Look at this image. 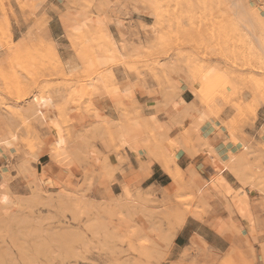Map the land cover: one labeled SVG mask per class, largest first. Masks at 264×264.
I'll list each match as a JSON object with an SVG mask.
<instances>
[{
  "label": "rangeland",
  "instance_id": "obj_1",
  "mask_svg": "<svg viewBox=\"0 0 264 264\" xmlns=\"http://www.w3.org/2000/svg\"><path fill=\"white\" fill-rule=\"evenodd\" d=\"M79 1L87 8L92 6L88 0ZM147 1L157 28L150 32L151 42L129 52L120 42L129 59L117 65L118 61L102 55L106 47L100 53L106 36L97 26L89 37L78 35L75 52L84 68L68 75L53 44L33 34L22 40L14 37L5 6L9 0H0V177L3 174L8 179L6 188L16 185L21 193L0 206V264H264V240L258 241L264 225L249 228L246 237L236 219L229 222L238 225L219 227L227 240L222 252H211L197 236L180 255L174 254L175 237L188 218L215 229L207 222L212 208L199 197L207 181L200 180L193 169L182 171L177 164L178 149H186L187 143L194 145L191 138L197 132L183 129L184 147L174 140L163 145L148 132L142 148L161 163L169 177L165 184L170 185L163 189L142 183L150 177L152 162H142L138 156V163L132 165L123 150L130 146L138 152V140L145 137L143 120L138 115L131 120L126 105H118L126 122L115 133L119 143L121 136L126 140V146H108L117 155L114 160L99 152L96 143L113 142L115 135L108 125L99 124L103 119L90 104L85 88L87 80L106 74L104 89L113 90L110 68L116 66L139 78L150 75L165 94L181 92V85L173 81L181 77L196 101L213 116L221 113L222 105L231 109L234 117L225 127L232 134L254 125L259 113L264 116V20L254 14L261 8L259 0H249L253 10L242 0L244 10L238 13L232 5L238 0ZM244 13L252 17L254 26ZM93 61L99 67L94 68ZM176 102L184 105L183 99L169 102L171 118L179 110ZM191 118L203 124L210 115L201 110ZM151 126L157 132L155 124ZM161 128L169 130L166 123ZM199 139L206 141L201 135ZM31 150H38L40 158L47 154L57 166L51 197L35 189L39 180L46 184L52 180L46 173L52 166L47 160L41 165L29 162ZM63 150L69 154L70 166L55 158V151ZM228 158L234 160L230 171L243 186L264 191V146L243 143L241 156L230 153ZM127 168H131L130 177L121 182L117 191L121 193L115 196L113 182L118 184L116 176L125 175ZM101 182L118 202L89 208L84 198ZM124 188L132 195L130 202ZM230 216L234 215L230 212Z\"/></svg>",
  "mask_w": 264,
  "mask_h": 264
},
{
  "label": "crops",
  "instance_id": "obj_2",
  "mask_svg": "<svg viewBox=\"0 0 264 264\" xmlns=\"http://www.w3.org/2000/svg\"><path fill=\"white\" fill-rule=\"evenodd\" d=\"M88 1L92 2L90 8L83 6V2L79 0H9L5 6L8 10V18L14 37H17L18 40H22L27 35L33 34L36 39H42L46 43L53 44L68 75H73L70 74L68 71L69 69H67V61L71 56H73L75 60L78 58L80 61L79 69L76 73L84 68V62L75 52L74 44H77L76 39L79 38V36L75 35L72 29L77 26L76 23L79 25L81 22H87V26L89 24V29L83 32L88 37L90 34L97 32V26L104 31H106L108 27V31L112 33L118 41L124 43L127 52L137 49L141 44H148L151 42L152 37L150 32H153V30L155 31V18L150 15L151 10L147 6V0ZM75 2L78 3L75 4ZM108 3L112 5L109 6ZM22 5L24 8H22ZM83 11L88 15H85V13L83 14ZM101 16L102 18L104 16L103 21L99 18ZM84 18L86 20H84ZM88 19H91L90 23ZM97 19L103 23L106 21L108 22V24H105V29L104 26H102L103 24H95V21L96 23L98 21ZM127 59L125 61H127ZM110 73V76H113L115 81V87L110 91L105 90L104 82L103 89L98 96L99 100L91 104L93 106L95 105V109L97 108L96 113L103 119L99 124L108 125L111 131H113L115 139L113 142L110 139H106L104 142L99 141L96 145L103 156H109L110 160L116 158V153L113 150L108 151L107 149L108 146H120L115 133L116 129L120 130V125L124 124L126 121L124 119V112L119 109L118 105H126L129 109V117H131V120H135L137 115L143 120L144 127L142 132L145 133V137L138 140L140 144L138 152L132 150L130 146L123 148V150L132 165L138 163V156L141 157L142 162H152L150 177L147 181L142 182H148V187L163 189L170 185L165 184L166 181L169 182V177L164 173L162 165H160L161 163H157L154 158H149L147 150L142 148L144 146L143 142L147 140L148 132H152L153 135H156L157 139L161 141L163 145L167 144L166 141L174 140L181 147L185 146L182 138L183 129H190L197 132V135L195 134L191 138V140L195 142L194 145L187 143L186 149H178L176 154L177 164L182 171H190L193 169L201 179L207 182L217 173L212 163L213 159H221L228 162L230 161L228 158L230 153L235 157L241 156L243 143L254 148L264 146V116L261 113H259V118L254 125L244 127L241 133L232 134V129L225 127V125H230L233 120L234 114L231 109L225 108L222 105L221 113L217 116H213L206 107L201 106L199 102L196 101L189 85L184 83L181 77L179 79L176 77L173 79L174 82H178L181 85V92L172 95L170 91L166 94L162 93L153 77L148 74H145L144 78H139L137 73L123 66H116L113 70L110 68ZM103 76L105 78L109 75L104 74ZM125 87H130L131 92L132 90L135 91H133V93H135L133 94V98H131L132 94L130 96L123 94V88ZM176 99H183L184 105L178 106L177 101L176 104L179 110L176 111V114L169 120L164 116L163 109L166 107V111L168 109L167 104ZM161 107H163V112H160ZM158 108H160V110ZM156 110H159L158 112L160 113L156 112ZM201 110L206 111L210 115V119L206 120L203 124H198L197 118L192 120L191 114L200 115ZM157 118L168 124V131H162L160 124H155L157 132L154 130L151 124L156 123ZM125 128L127 130L131 128V126H125ZM196 129H198V131ZM200 135L203 136L206 141L200 140ZM78 145H81V143H78ZM44 160H47V165L52 166L51 172H46L47 176L53 181L56 180L57 175L55 174L58 173L56 170L57 166L50 161V157L47 154H44L40 158L38 164L41 165ZM232 164L233 163L229 162L230 167H232ZM135 167L140 172V166L136 164L134 168ZM130 172L131 168H127L125 170V175L116 176V178L119 179L118 184L113 182V186L111 187L115 196L120 195L121 192L117 191L122 187L121 182L130 177L128 175ZM227 179L233 188L245 187L253 203L254 212L256 216L258 215L259 223L263 225L264 217L260 216V213L264 212V209L260 206L261 195L258 194L259 192L255 189H249V186H243L231 171H229ZM226 199L225 197L219 196L209 203L211 207H209L208 204V207L212 208V210L209 213L210 216L207 222L215 227V229L210 228L204 221L201 222L193 218H188L186 220V223L177 232L174 240L175 255H180L183 250L190 246L194 237L197 236L202 238L211 252L217 254L225 249L224 244H226L227 240L219 233V227L228 224L233 225L235 223L229 222V220L236 219L235 216H230L228 200L226 201ZM224 205L228 206V209ZM223 210H225L224 213ZM262 221L263 223H261ZM239 225L245 231L244 236L248 237L249 228L243 222ZM261 240H264V235L258 238V241ZM231 241L234 240L232 239Z\"/></svg>",
  "mask_w": 264,
  "mask_h": 264
},
{
  "label": "bare ground",
  "instance_id": "obj_3",
  "mask_svg": "<svg viewBox=\"0 0 264 264\" xmlns=\"http://www.w3.org/2000/svg\"><path fill=\"white\" fill-rule=\"evenodd\" d=\"M244 2L246 3L245 5H247V7H249L251 10H253L254 6L251 5L249 0H244ZM259 2H261L260 3L261 4L260 5L261 8H260V10H257V11L254 9L255 10L254 14L259 17L258 18L259 20H264V0H259ZM242 3H243L242 0H238L237 3H233L232 4L233 5V9L236 11V13L239 12L238 10H244ZM84 13H85V11H83V14ZM236 13H234V14H236ZM86 14L87 13H85V15ZM244 15L246 17L245 20L248 23H250L251 26H254V21H253L252 17L249 14H247V13H244ZM91 17H92V15H91ZM99 18H101L102 21H103L104 16H103V18H102V16L99 17ZM84 20H86V19L84 18ZM90 20L91 19H88L89 23H90ZM95 20H96V17H95ZM72 22H70V23H72ZM95 24L96 25L97 24L98 25L103 24L102 26H104V29H105V24H108V22L106 21L105 23H103L100 20H98L97 23L95 21ZM76 25L77 26H75L73 29L72 28L71 29L73 30L72 32H74V34L77 35V36L78 35H80V36L84 35L83 32H85V30L89 29V27H88L89 24L87 26V22L86 23L81 22V24H79V25L76 23ZM106 27H107V25H106ZM155 29H157V28L155 27ZM104 32H105L106 40H105V45L100 50V53L106 47V51L104 50L105 54H102V55L104 57H106L107 60H111L112 62L118 61L119 64H117V65H120L121 63H123L127 59V55L125 54V52L123 50V47L121 46L120 41H118L116 39V37L112 33H110L108 31V27L106 28V31H104ZM153 32L155 33L154 30H153ZM249 33L251 35L255 36V34L252 33L250 30H249ZM67 64H68V68L67 69H69L68 71L70 72V74H75L77 72V70L79 69L80 61H79L78 58H77V60H75L74 57L71 56L70 59L67 61ZM92 65H93L94 68L99 67V65L95 61L92 62ZM104 79H105L104 76L99 74V75H96L95 77L87 80L85 90H86V93L89 95V101L92 104H94L97 100H99L98 96L100 95L101 90L103 89L104 82H105ZM133 91L134 90H132V92H131L130 87L123 88V94H127L129 96L132 94L131 98H133V94H135V93H133ZM119 94H120V92H119ZM121 95H122V93H121ZM165 108L163 109V107H161V110H160V108H158V109L160 110V112H163V110H164V112H163L164 116L167 117L170 120L171 115H170L168 109L165 111ZM158 111L156 110V112H158ZM160 112H158V113H160ZM102 115H104V114H102ZM97 116L101 117L98 114H97ZM141 116H143V115H141ZM164 123H165L164 121H161L159 118H157L156 123H154V124H160V126H162ZM0 142H1V138H0ZM120 144H121L120 146H122V147L126 146V140L122 136L120 137ZM248 150H249L248 147H244V151L247 152ZM64 151L65 150H63V151H55V156H56L55 158H56V160H57V162L59 164H62V165L67 167V166L71 165V162H70V160H68L69 159V156H68L69 154L67 155V153H66L67 151L66 152H64ZM27 155H28L29 162H34V163H38L39 162L40 153H39L38 150H31L30 152L27 153ZM229 162L233 163L234 160H230V161L227 162V161H224V160H221V159H219V160L213 159L212 163H213L215 169L217 170V173L211 178L210 181L206 182L205 184H203L200 187V189H199V197L201 199V202L204 205L208 206V204L210 202H212L213 200H215L219 196L220 197L221 196L225 197V198H227L226 201L228 200V206H229L230 212L236 217V220L239 223L243 222L250 229H253L255 227H260V226L262 227L264 224L260 225V223H259L258 215L256 216V213L254 212L255 209H253L254 206H253V203L251 202V199L249 197L248 191L245 189V187L233 188L231 183L227 179V177L229 175V171L231 169V167L229 165ZM74 171H76V169H74ZM235 172H236V170H235ZM34 175L37 176V172H35ZM233 175H235V173ZM200 180H202V179H200ZM48 181H49V183L46 184L45 180H39V183L38 182L36 183L35 191L38 194H47V195H49L51 197V195L55 192L56 187L54 186L55 184H53L54 181H52V180H48ZM7 184H8V179L3 174H1V177H0V189H1V191H0V206H1V204L3 202L10 201L14 197L20 196V194H21L16 185L11 186L10 188H6V186H9ZM100 187H102V182L98 183L97 186L95 187V189L93 191H91L89 196L84 198L86 201L88 200V205L90 206L89 208H94L95 206H98V205H101V204H107V203H111V202H118V200L116 198L112 197L108 193V191L106 189H104L103 187L102 188H100ZM2 188H4V190ZM249 189H252V185L249 186ZM260 189H262V188H260ZM259 193L261 194V199H260V204L261 205L260 206H262V208L264 209V194H263L264 191L260 190ZM123 194L126 197L127 201H129V200L131 201V198H132L131 196L132 195H131L130 191L128 190V188H124ZM17 198H19V197H17ZM226 205H224V206L227 208L228 206H226ZM209 207H211L210 204H209ZM7 212L11 213L12 211L6 210V213ZM261 223H263V221Z\"/></svg>",
  "mask_w": 264,
  "mask_h": 264
}]
</instances>
